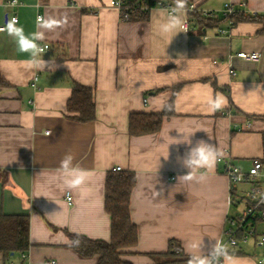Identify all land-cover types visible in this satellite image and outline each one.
<instances>
[{
    "label": "crops",
    "instance_id": "obj_1",
    "mask_svg": "<svg viewBox=\"0 0 264 264\" xmlns=\"http://www.w3.org/2000/svg\"><path fill=\"white\" fill-rule=\"evenodd\" d=\"M7 1L0 0V26L15 16L25 35L44 32L37 43L49 49L40 55L57 65L55 71L30 68V54L20 53L15 40L0 32V78L7 83L0 85V215L29 217L25 264L99 263L98 256L84 259L72 251L69 235L109 242L106 181L117 168L138 180L130 214L139 241L123 260L157 264L150 256L168 253L172 241L188 257L191 242L203 243L205 251L213 240L223 243L228 219L240 210L224 166L217 159L198 169L197 179L186 180L189 169L178 157L189 146L175 142L203 140L223 155L228 150L244 171L264 158L263 25L247 21L232 28L228 21L201 29L189 15L190 29L176 35L161 31L168 13L160 8L146 21H126L112 0H18L16 6ZM191 3L219 13L230 4L246 14H264V0ZM38 17L52 27H39ZM241 52L257 53L260 60L238 58ZM75 85L94 90L95 120L78 122L68 112ZM217 97L223 107L213 111L209 101ZM170 103L174 114L165 117L160 131L130 134L131 115L161 114ZM69 153L73 165L88 172L81 190L64 191L57 175ZM161 188L162 196L154 198ZM228 253L233 264H259L264 249L245 245ZM20 255L0 254V264H22Z\"/></svg>",
    "mask_w": 264,
    "mask_h": 264
},
{
    "label": "trees",
    "instance_id": "obj_2",
    "mask_svg": "<svg viewBox=\"0 0 264 264\" xmlns=\"http://www.w3.org/2000/svg\"><path fill=\"white\" fill-rule=\"evenodd\" d=\"M152 6L160 1L149 0ZM174 1V0H167ZM128 21H146L148 14L142 13L139 9L130 13ZM199 28H219L223 22L231 21L232 28L239 23L253 21L263 25L261 34H264V16L251 15L243 12L233 15L229 19H208L199 14L190 15ZM0 85L7 83L0 78ZM68 103V112L74 120L87 123L95 120V92L93 89L79 85L73 87L72 97ZM173 105L161 114H133L129 121V132L133 136H143L154 134L162 128L165 117L174 114ZM264 163V158L261 160ZM106 181V211L110 215L111 239L109 242L90 240L81 235L70 234V245L72 251L84 259L98 256V264H132L123 260L126 250L134 248L138 244V230L132 222L130 214V198L136 186V175L132 172L115 171L109 173ZM78 241V243H77ZM31 247L29 236V217L26 215H0V254L10 257L12 254L27 253ZM157 264H186L189 257L181 248L176 246V242H171L170 250L164 255L150 256Z\"/></svg>",
    "mask_w": 264,
    "mask_h": 264
},
{
    "label": "clouds",
    "instance_id": "obj_3",
    "mask_svg": "<svg viewBox=\"0 0 264 264\" xmlns=\"http://www.w3.org/2000/svg\"><path fill=\"white\" fill-rule=\"evenodd\" d=\"M187 4L188 0H174V4L166 17L165 22L161 25V31L163 33L175 32L176 35L182 32L187 33ZM37 23L41 28L52 27V24L50 22L43 21L42 17L37 18ZM19 24V18L13 16L7 21L3 28H0V32H6L8 36L15 40L20 53L30 54L31 59L27 61L30 68L37 71H44L45 68H48L50 71H55L57 67L55 61L52 59L50 61H45L40 55L43 49L39 47L37 41L44 40L45 33L37 31L31 34V36L25 35L23 27L19 26ZM256 87L260 88L261 85H257ZM209 105L213 111H217L223 107V102L219 97H217L215 99H211L209 101ZM50 134L51 133L49 132L48 135ZM175 143H186L189 146L186 154L183 157H178L181 165L189 169L188 174L183 176L189 181L197 179L195 173L198 169H207L212 167L217 159L223 155V153L217 149L216 146L206 143L203 140L197 141L195 145H193L190 139L184 140L182 138V140H176ZM73 159L74 157L72 154H66L61 160L59 168L56 170L64 191H77L83 189L89 178L86 170L73 165ZM199 179H204V176L201 175ZM162 194L163 188H161L159 192L154 191L153 197L162 196ZM213 241L214 242L209 244L207 251H205L203 243L191 242L188 245V247L192 249L188 264H219L220 257H224L230 261V264H233L228 253V246L223 244L218 239Z\"/></svg>",
    "mask_w": 264,
    "mask_h": 264
},
{
    "label": "built area",
    "instance_id": "obj_4",
    "mask_svg": "<svg viewBox=\"0 0 264 264\" xmlns=\"http://www.w3.org/2000/svg\"><path fill=\"white\" fill-rule=\"evenodd\" d=\"M18 3V0H15V3L14 0H9L6 2V5L16 6ZM111 6L120 12L123 20L128 21L131 16L130 13L133 12V10L139 9L142 13L149 15L152 10L160 8L169 14L173 4L168 1H160L155 6H152L149 0H112ZM240 12L242 11H238L230 4L226 5L220 13L202 10L194 3L188 4L186 8L188 17L192 13H196L208 19H217L221 16L222 18L230 20L233 15ZM262 15L264 16V14ZM190 18L191 17L186 19L187 30L190 29ZM229 22L232 26L233 23L231 21ZM4 26L5 25H2L0 28ZM218 33L220 35H227L228 31L218 29ZM39 47L43 49L41 53L49 49V45H41ZM236 55L238 58L251 62H258L260 60V55L257 53L241 52ZM227 63L230 75L235 77L236 72L231 62L228 61ZM218 163L223 164L224 174L230 181L232 194L237 196L235 200H233V203L240 207L238 215L228 219L223 244L227 245L228 248L253 245L257 248L264 249V163L261 160H255L251 168L248 171H244L233 164L231 154L228 150L224 152V155L218 158ZM116 171H121V168H117ZM240 186H246L247 191L240 192L238 190ZM67 199L71 201L69 195H67ZM20 257L22 264H25L29 259L28 253H23ZM8 264L15 263L10 262ZM51 264H56V262L53 261ZM219 264H225L224 257L219 258ZM259 264H264V253L260 257Z\"/></svg>",
    "mask_w": 264,
    "mask_h": 264
}]
</instances>
